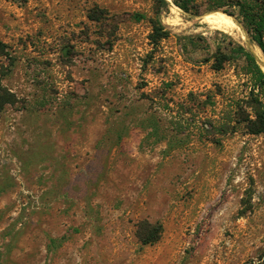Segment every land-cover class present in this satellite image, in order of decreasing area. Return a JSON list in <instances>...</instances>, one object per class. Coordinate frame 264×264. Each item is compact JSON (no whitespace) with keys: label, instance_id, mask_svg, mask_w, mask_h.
<instances>
[{"label":"rangeland","instance_id":"rangeland-1","mask_svg":"<svg viewBox=\"0 0 264 264\" xmlns=\"http://www.w3.org/2000/svg\"><path fill=\"white\" fill-rule=\"evenodd\" d=\"M241 1L0 0V264H264V132L233 114L252 81L204 61L231 38L264 71Z\"/></svg>","mask_w":264,"mask_h":264},{"label":"trees","instance_id":"trees-1","mask_svg":"<svg viewBox=\"0 0 264 264\" xmlns=\"http://www.w3.org/2000/svg\"><path fill=\"white\" fill-rule=\"evenodd\" d=\"M212 10L223 9V5L233 0H211ZM173 3L184 11H190L188 0H173ZM155 13L158 16L162 11L168 8L167 0H154ZM239 11L242 17V27L251 39L256 43L264 55V0H243L239 4ZM193 14H198L194 11ZM100 10H93L89 14L91 20L98 21L101 19ZM152 32L151 41L156 43L157 40L166 35L158 17L150 20ZM193 42L192 37L188 38ZM0 54H5V44L0 41ZM204 61H211V67L215 70L223 68L226 62L235 61L239 63V71L246 75L252 81L251 89L247 98L243 100V105L237 103L234 105L233 114L241 121L247 132L251 134H261L264 132V71L262 70L257 56L245 45L234 42L227 38L226 42L219 43L215 46L214 52ZM14 94L4 87L0 82V112L7 104L14 102ZM244 107H248L252 113L248 115ZM162 227L159 223H140L136 228V234L142 244L153 243L161 235Z\"/></svg>","mask_w":264,"mask_h":264},{"label":"bare ground","instance_id":"bare-ground-1","mask_svg":"<svg viewBox=\"0 0 264 264\" xmlns=\"http://www.w3.org/2000/svg\"><path fill=\"white\" fill-rule=\"evenodd\" d=\"M168 1V0H167ZM171 10V9H170ZM175 18V17H174ZM171 19V18H170ZM208 25L210 24L213 27L220 29H230L233 25V22L229 19L227 15L220 11H213L204 15L203 18ZM177 22V21H176ZM168 23V22H167ZM203 23V22H202ZM174 24V23H173ZM235 25V24H234ZM237 27V26H235ZM238 28V27H237ZM235 30V29H234ZM236 33V32H235ZM244 38V37H243ZM247 39V38H246ZM261 55V54H260ZM259 55V56H260ZM258 56V54H257ZM259 58V57H258ZM262 58V57H261ZM260 59V58H259ZM263 60V58L261 59Z\"/></svg>","mask_w":264,"mask_h":264}]
</instances>
